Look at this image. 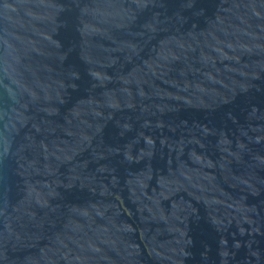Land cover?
Wrapping results in <instances>:
<instances>
[{"label":"water","instance_id":"water-1","mask_svg":"<svg viewBox=\"0 0 264 264\" xmlns=\"http://www.w3.org/2000/svg\"><path fill=\"white\" fill-rule=\"evenodd\" d=\"M0 264H264V0H0Z\"/></svg>","mask_w":264,"mask_h":264}]
</instances>
